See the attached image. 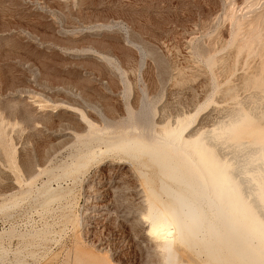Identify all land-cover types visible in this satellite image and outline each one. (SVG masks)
<instances>
[{
  "label": "rangeland",
  "instance_id": "obj_1",
  "mask_svg": "<svg viewBox=\"0 0 264 264\" xmlns=\"http://www.w3.org/2000/svg\"><path fill=\"white\" fill-rule=\"evenodd\" d=\"M263 41L264 0H0V264H215L184 245L166 258L142 220L168 203L158 169L92 138L201 141L255 199Z\"/></svg>",
  "mask_w": 264,
  "mask_h": 264
},
{
  "label": "bare ground",
  "instance_id": "obj_2",
  "mask_svg": "<svg viewBox=\"0 0 264 264\" xmlns=\"http://www.w3.org/2000/svg\"><path fill=\"white\" fill-rule=\"evenodd\" d=\"M254 41H251L253 45L256 43ZM258 45H260L259 56L263 58L264 41ZM248 46L250 47L251 44ZM232 121L234 122H231V120V123L228 122L227 132L230 133L235 132L237 129L238 122ZM220 135L222 134L220 133ZM226 135L228 136V134ZM219 136L217 135V137ZM225 137L223 138L224 141H226ZM163 138L158 136L155 141H150L139 133L137 137H133L132 135L124 136L123 133L116 134L109 132L106 139L92 138L93 141H100L104 144V153L130 158L145 166L144 168L146 169V165L148 164L154 165L158 169L161 175L160 186L157 189L159 191L155 192L154 190L153 194L155 193L154 197L158 202L165 196L168 199V203L166 202L167 200H163L165 204L163 202L161 204H164V206L157 208L152 215L150 212V218L145 214L143 215L142 220L144 223H148L151 220L149 221V225L147 224L146 235L160 250L164 251L166 258L173 261L179 260V255H181V248L179 247L180 245H184L189 249H194L198 254H205L215 264H264V185L260 178H256L259 186L258 195L255 199L249 201L244 195L240 182L236 181L234 175V171L236 172V170L239 174H243L241 167V169H239V166L233 169L232 165L227 163L228 161L223 163L220 161L221 159L219 160L215 156L203 160L202 154L212 157V153L201 141L195 142L194 146L192 145L193 143H187L188 141L183 142L190 147L187 150H181L176 143L174 144L175 151L171 152L166 147L169 141L165 143ZM258 146L256 145L257 148ZM177 149L183 151V156L180 158H177ZM90 152L81 155L75 163L70 165L65 174H79L81 169L87 168V164L93 157L90 155ZM138 172V174L141 173L140 170ZM145 174L147 173L141 174V177L151 185V180L149 181ZM101 182V184H104L105 180ZM107 186L103 189L102 193L109 190ZM151 190L153 191L152 188ZM61 194H59V198H62L60 197ZM42 195L45 196V194ZM57 196L52 193L48 200H58ZM47 204L48 202L44 205L46 206ZM154 204L150 202L149 208L159 207L158 204L156 207ZM169 263L167 262V264Z\"/></svg>",
  "mask_w": 264,
  "mask_h": 264
}]
</instances>
